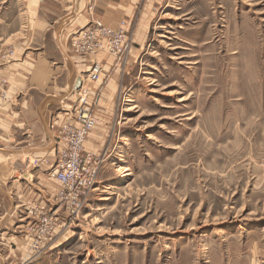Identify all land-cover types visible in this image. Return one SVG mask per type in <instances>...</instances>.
Wrapping results in <instances>:
<instances>
[{
    "label": "rangeland",
    "instance_id": "obj_1",
    "mask_svg": "<svg viewBox=\"0 0 264 264\" xmlns=\"http://www.w3.org/2000/svg\"><path fill=\"white\" fill-rule=\"evenodd\" d=\"M20 3L0 0V70L23 56ZM143 3L147 39L106 76L120 68L87 204L72 220L47 172L23 184L0 264H264V0ZM50 206L59 226L39 250L30 210Z\"/></svg>",
    "mask_w": 264,
    "mask_h": 264
},
{
    "label": "crops",
    "instance_id": "obj_2",
    "mask_svg": "<svg viewBox=\"0 0 264 264\" xmlns=\"http://www.w3.org/2000/svg\"><path fill=\"white\" fill-rule=\"evenodd\" d=\"M90 1L94 14L106 25L118 27L121 21H133L132 49L142 48L154 14L153 4L145 6L144 0H20L23 34L17 51L23 56L0 70L9 72L8 101L0 110V193L4 195L0 199V262L6 263L15 252L5 238L6 215L22 207L23 184L30 187L53 163L58 136V128L51 127L53 121L74 110L87 96L88 102L98 97L95 111L103 123L111 117L120 68H114L110 78L106 76L115 58L100 52L81 56L70 43V36L90 19ZM95 61H103L104 73L92 82L87 78ZM106 128L100 125L91 132L87 150L102 149Z\"/></svg>",
    "mask_w": 264,
    "mask_h": 264
},
{
    "label": "built area",
    "instance_id": "obj_3",
    "mask_svg": "<svg viewBox=\"0 0 264 264\" xmlns=\"http://www.w3.org/2000/svg\"><path fill=\"white\" fill-rule=\"evenodd\" d=\"M94 9V3L90 1L87 5L90 16L88 23L70 36L74 52L81 56H94L100 52L119 60L126 58L133 46L134 22L124 20L118 27H111L94 14ZM103 73V61H95L87 79L99 81ZM6 83V79H0V109L8 98ZM89 92L87 89L86 95ZM97 100L94 98L88 102V96L83 97L74 110L58 116L51 125L52 128H58V136L56 153L47 173L61 186L55 195H51V199L59 202L72 220L78 217L87 204L104 162L101 153L86 149L87 139L100 123L95 111ZM58 210L51 206L49 210L43 207L30 210L31 214L38 215L37 221L29 224L35 231L32 244L36 249L40 250L55 238L60 221Z\"/></svg>",
    "mask_w": 264,
    "mask_h": 264
}]
</instances>
